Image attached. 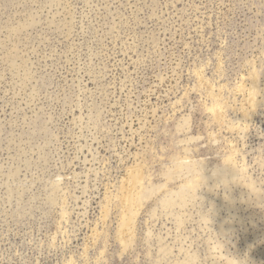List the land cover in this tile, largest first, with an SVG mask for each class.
<instances>
[{
  "label": "rangeland",
  "instance_id": "374dc122",
  "mask_svg": "<svg viewBox=\"0 0 264 264\" xmlns=\"http://www.w3.org/2000/svg\"><path fill=\"white\" fill-rule=\"evenodd\" d=\"M0 264H264V0H0Z\"/></svg>",
  "mask_w": 264,
  "mask_h": 264
},
{
  "label": "bare ground",
  "instance_id": "6f19581e",
  "mask_svg": "<svg viewBox=\"0 0 264 264\" xmlns=\"http://www.w3.org/2000/svg\"><path fill=\"white\" fill-rule=\"evenodd\" d=\"M254 92V91H253ZM254 94V93H253ZM253 97V95H252ZM256 97V95L254 96ZM253 99V98H252ZM134 173V172H133ZM132 176V175H131ZM142 179V167H137V170L134 174V181L136 182H139L141 181ZM133 182V181H132ZM131 182V183H132ZM141 184V183H140ZM132 185V184H131ZM135 185V184H134ZM141 192H138V188L137 190H132L129 194V196H127L126 198V204L128 203L127 207L128 208V212L129 214H127L126 216V219H125V227L126 229H129V231L131 230V226L133 227V221H134V218L138 213L139 211V208L141 207V200L143 199L142 196H143V193H142V196L140 195ZM125 230V228H124ZM134 230V229H133ZM128 230H126L127 232ZM131 232V231H130ZM130 234V233H129ZM127 235V234H126ZM132 236V234H131Z\"/></svg>",
  "mask_w": 264,
  "mask_h": 264
}]
</instances>
